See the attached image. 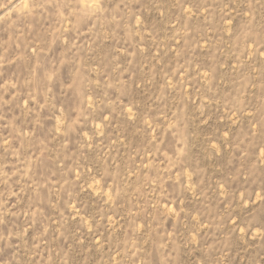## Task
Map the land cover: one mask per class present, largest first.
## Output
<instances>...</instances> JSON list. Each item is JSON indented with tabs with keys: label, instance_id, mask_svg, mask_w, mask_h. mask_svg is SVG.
Wrapping results in <instances>:
<instances>
[{
	"label": "rangeland",
	"instance_id": "rangeland-1",
	"mask_svg": "<svg viewBox=\"0 0 264 264\" xmlns=\"http://www.w3.org/2000/svg\"><path fill=\"white\" fill-rule=\"evenodd\" d=\"M0 264H264V0H0Z\"/></svg>",
	"mask_w": 264,
	"mask_h": 264
}]
</instances>
